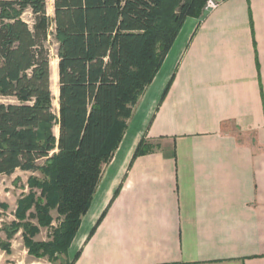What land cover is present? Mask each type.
<instances>
[{
    "label": "crops",
    "instance_id": "crops-1",
    "mask_svg": "<svg viewBox=\"0 0 264 264\" xmlns=\"http://www.w3.org/2000/svg\"><path fill=\"white\" fill-rule=\"evenodd\" d=\"M208 1L133 107L69 264H264V0Z\"/></svg>",
    "mask_w": 264,
    "mask_h": 264
},
{
    "label": "trees",
    "instance_id": "trees-1",
    "mask_svg": "<svg viewBox=\"0 0 264 264\" xmlns=\"http://www.w3.org/2000/svg\"><path fill=\"white\" fill-rule=\"evenodd\" d=\"M207 2L54 0L50 17L47 0H0V97L7 100L0 102V176L41 171L46 178L31 183L42 189L46 203L31 194L23 206L35 202L42 225L50 224L52 208L65 216L53 242L26 237L34 256L67 254L133 107L185 20L203 17ZM50 36L58 44L57 117ZM153 147L143 139L134 158Z\"/></svg>",
    "mask_w": 264,
    "mask_h": 264
},
{
    "label": "rangeland",
    "instance_id": "rangeland-1",
    "mask_svg": "<svg viewBox=\"0 0 264 264\" xmlns=\"http://www.w3.org/2000/svg\"><path fill=\"white\" fill-rule=\"evenodd\" d=\"M47 3L49 16L53 17V1L48 0ZM25 18L29 19L30 15L26 14ZM49 40L52 61H55L57 58L58 44L53 36H50ZM54 99L53 96V103ZM53 113L56 117L58 116L54 105ZM57 127L58 125L54 123L52 131L56 137H58L56 133ZM55 152L57 150L53 153ZM45 160H40V165H44ZM106 165L107 163L102 164V173ZM31 178L42 181L46 177L41 171L33 172L20 169L12 175L0 176V264H69L66 254H56L50 258L49 255L36 257L30 253L26 237L31 238L35 242H53L55 240L56 230L61 228L65 218L59 212L58 208H52L49 210V216L51 217L50 224L42 225L39 221V212L35 202L29 206H23L22 201L31 194L35 196V199L40 198L43 203H46V199L41 196L42 189L38 186H33ZM26 206L28 208L22 210L25 216L20 218V209ZM25 223L30 224L36 231L31 233L29 228H25ZM12 232L14 233L10 235Z\"/></svg>",
    "mask_w": 264,
    "mask_h": 264
},
{
    "label": "bare ground",
    "instance_id": "bare-ground-1",
    "mask_svg": "<svg viewBox=\"0 0 264 264\" xmlns=\"http://www.w3.org/2000/svg\"><path fill=\"white\" fill-rule=\"evenodd\" d=\"M48 1V0H47ZM49 1H53V0H49ZM52 8H53V5H52ZM51 8V10H52ZM51 69H52V77H51V80H52V93H53V96H54V107H55V111L58 112V109H59V101H58V95H59V89H58V61L57 59L55 61H52L51 63ZM58 127H57V134H58Z\"/></svg>",
    "mask_w": 264,
    "mask_h": 264
},
{
    "label": "built area",
    "instance_id": "built-area-1",
    "mask_svg": "<svg viewBox=\"0 0 264 264\" xmlns=\"http://www.w3.org/2000/svg\"><path fill=\"white\" fill-rule=\"evenodd\" d=\"M215 6V3L212 1H208L205 7V11H208L210 9H212Z\"/></svg>",
    "mask_w": 264,
    "mask_h": 264
}]
</instances>
